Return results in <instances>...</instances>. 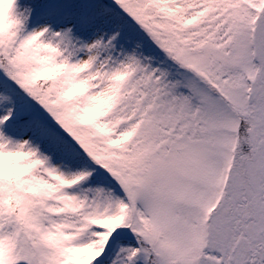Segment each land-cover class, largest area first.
I'll use <instances>...</instances> for the list:
<instances>
[{
    "label": "snow or ice",
    "instance_id": "obj_1",
    "mask_svg": "<svg viewBox=\"0 0 264 264\" xmlns=\"http://www.w3.org/2000/svg\"><path fill=\"white\" fill-rule=\"evenodd\" d=\"M0 264H264V0H0Z\"/></svg>",
    "mask_w": 264,
    "mask_h": 264
}]
</instances>
